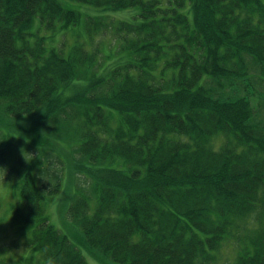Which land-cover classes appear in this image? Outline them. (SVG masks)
<instances>
[{"label":"trees","instance_id":"16d2710c","mask_svg":"<svg viewBox=\"0 0 264 264\" xmlns=\"http://www.w3.org/2000/svg\"><path fill=\"white\" fill-rule=\"evenodd\" d=\"M107 31L130 58L99 70ZM263 107L264 0H0V163L25 173L10 205L27 230L21 264H83L82 251L46 210L63 160L41 179L54 151L26 159L3 118L74 137L92 187L68 216L114 262L219 264L228 245L225 264H264Z\"/></svg>","mask_w":264,"mask_h":264},{"label":"rangeland","instance_id":"374dc122","mask_svg":"<svg viewBox=\"0 0 264 264\" xmlns=\"http://www.w3.org/2000/svg\"><path fill=\"white\" fill-rule=\"evenodd\" d=\"M86 12L90 14H98L102 12L98 9L83 8ZM137 10L135 8L122 10V11H107L113 18H130ZM116 19V18H115ZM110 20V19H109ZM83 27V24H80ZM84 28V27H83ZM94 42V46L100 43V63L101 66L98 67L99 70L103 68V65H107L106 70L112 69L118 64H123L130 58L129 55L122 53H114L116 49V41L111 32L107 31V34H99ZM71 38L70 33H67L64 37H57V44L64 42L67 44V39ZM70 40H73L71 38ZM105 48L103 50V47ZM66 47V46H65ZM109 55V56H104ZM106 63V64H105ZM97 69V68H96ZM76 91L74 88H69L65 90L66 95H71ZM262 109V107H260ZM264 113V107H263ZM35 116L29 119H10L3 118L1 120V128L9 132L13 131L16 135L23 136L30 142H34L37 145H30L25 139L16 140V149L19 152H24L26 157H30L32 160L36 158H41V147H49L54 151V154L50 152H44L41 160L44 162L43 169L46 170L43 175H41V170H39V177L41 179H47L54 172L57 173L62 164L59 160H63V168L60 170L62 186L60 190L51 195L46 203V210L50 217V220L54 226L59 228L63 233L68 235L72 242H74L81 251L87 255L88 253H93L97 256L100 264H120L114 262L110 257L103 253L101 250L92 248L86 241L85 235L81 227L73 221L70 216H68V207L71 204L75 195L79 194L78 190H84L90 192L92 184L89 177L85 175L84 171H77L78 167L74 159V153L72 144L74 137L72 135L63 134H52L51 136L47 134L45 130L41 127L44 121L41 118ZM44 125V126H49ZM51 132H56L50 129ZM28 143L29 145H26ZM217 144L218 141H216ZM23 150V151H22ZM17 154V153H16ZM78 156V155H77ZM14 157V156H13ZM84 163H86V160ZM82 163V165L84 164ZM16 164L14 158L6 166H2L0 163V245L5 244L7 246V260L14 264H21L23 262L24 256L28 253L29 246L26 242L27 230L25 228H20L13 224L11 215V203L16 200V192L18 186L23 180L25 175L24 171L19 174H15L12 171V167ZM42 169V171H43ZM85 169V168H84ZM37 173V171H36ZM92 194V204L96 202V194ZM238 246L237 243H235ZM233 248L235 246L233 244ZM239 248L235 250V256ZM229 247L226 245L223 249V254L219 264H225L229 262V258H233L229 254ZM234 256V257H235Z\"/></svg>","mask_w":264,"mask_h":264},{"label":"clouds","instance_id":"9594fccd","mask_svg":"<svg viewBox=\"0 0 264 264\" xmlns=\"http://www.w3.org/2000/svg\"><path fill=\"white\" fill-rule=\"evenodd\" d=\"M23 151V150H22ZM25 155V153H24ZM25 158L27 159L26 155ZM81 258L83 260V264H100L99 259L93 253H88L85 255L83 252L81 253ZM47 264H60V261L54 257H49Z\"/></svg>","mask_w":264,"mask_h":264}]
</instances>
